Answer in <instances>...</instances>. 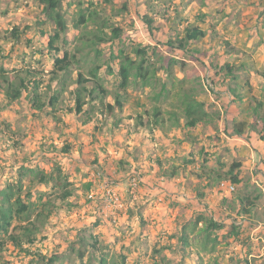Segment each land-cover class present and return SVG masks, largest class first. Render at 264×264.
I'll return each mask as SVG.
<instances>
[{"label": "trees", "instance_id": "obj_1", "mask_svg": "<svg viewBox=\"0 0 264 264\" xmlns=\"http://www.w3.org/2000/svg\"><path fill=\"white\" fill-rule=\"evenodd\" d=\"M105 2L109 3V0ZM38 3L52 28L45 50L53 63V69L46 74L45 71L32 67L10 71L0 65V91L6 99V103H0V111L10 108L16 102L26 101L31 109L37 112L44 113L49 108L47 114L57 123L63 122L58 112H64L63 114H73L83 124H88L92 120L101 122V119L114 117L117 112L124 110L125 105L132 98L131 95L148 89L150 95H147V102L141 103V98L138 102L143 106V112L137 116H129V118L134 117L139 126H144L146 119L145 126L150 130L166 127L194 129L200 125H214L220 120L221 114L213 111L205 100L199 98L204 83L197 77L192 81L186 78L179 79L176 73L177 68L185 71L187 60L194 56L196 51V48L192 47L193 44L206 36V32L198 24L191 23L185 27L174 24L172 26L174 33L170 32L169 39L162 43L171 51H180L182 58H179L164 54L161 43L151 45L127 43L123 38L122 27L112 23L111 19L103 18L104 14L100 9L96 7L91 9L94 6L92 2L89 3L88 8L86 7L87 9L80 11L78 18L73 20V27L78 31V35L70 39L63 0H38ZM142 20L152 33L153 17L145 15ZM42 34L45 35L44 31ZM174 35L175 38L172 37ZM9 40L15 43L22 42L18 27L13 29ZM105 44L108 45V53L105 52L107 48L102 47ZM24 48H27L24 52L29 54L28 58L33 61L36 56L35 47L28 40ZM225 70L226 67H219L215 75H223ZM230 70L231 67H227V74ZM101 71L104 73L102 74ZM47 75L48 79H45ZM259 75L264 79V69ZM208 85L213 92L214 83L210 81ZM169 107L171 108L168 109ZM262 110L264 105L261 102L253 110V122L264 126V115L260 116ZM121 122L116 118L113 123L118 126ZM248 124L245 119L234 120L232 134L243 136ZM251 125L254 129V124ZM1 135H5L3 128L0 129ZM6 136L8 141L5 143L6 147L12 148L18 144V141ZM41 149L44 157H48L47 161L53 165L50 170L27 160L30 163L27 166L22 164L15 180L0 189V255L8 246H12L17 254L32 257L29 264H55L57 255L47 256L38 249L39 235L43 233L46 222L57 208L56 199L66 203L69 212L81 207V204L70 201L74 193L79 190L73 187L70 175L63 170L61 163L48 156L68 154L71 147L64 145L60 148L48 141L41 145ZM220 165L224 166V163ZM240 167V162H232L227 171H221L215 182L222 193L228 192L226 188L221 187L223 179L234 186L235 189L228 193L237 196L240 201L238 216L248 215L253 220H259L262 218L256 204L259 196L251 198L246 194V186L239 189L237 187L243 182L239 174ZM134 171L131 177L138 175L142 178L141 173H137V169ZM171 174L174 175L175 172ZM25 179L28 180V185H25ZM99 182L97 180V183ZM97 183L96 186L88 181L83 184L85 193L82 196H86L88 202H91L88 195L91 190L96 189ZM40 184L51 186L57 198L52 199V195L46 192H37V198L34 200V189ZM142 184L141 180L139 186ZM127 194L133 198L130 191ZM234 218L238 221V218ZM224 229H227L225 223L215 220L210 215L199 213L193 220L182 225L178 237L180 250L186 254L187 249L196 246L199 259L202 260V252L213 254L217 251L220 244L218 233ZM241 229L240 225L232 223L227 237L238 240ZM192 234L195 235L196 244L191 240ZM76 243L84 246L92 255L98 254L102 248L94 233H91L89 238L79 236ZM71 246L73 251L78 252V258L83 260L85 251L75 249L74 243H71ZM0 264H3L1 260ZM98 264H109L108 258L102 255L98 258Z\"/></svg>", "mask_w": 264, "mask_h": 264}, {"label": "crops", "instance_id": "obj_2", "mask_svg": "<svg viewBox=\"0 0 264 264\" xmlns=\"http://www.w3.org/2000/svg\"><path fill=\"white\" fill-rule=\"evenodd\" d=\"M164 1L169 2V0H156L155 2ZM178 2L180 3V13H175L177 15L170 16L168 20L161 17L167 22L168 29H164V25H159V33L157 30L156 33L160 34L163 30L170 33L173 32L174 24L185 27L191 23L198 24L206 32L207 44L205 45L202 39L194 43L192 47L196 48L195 56L202 54L206 57L205 64H209L208 72L213 70L210 80L214 83V97H209V99L215 100V104H217L215 109L220 110L222 117L214 125H200L194 129L178 128L167 134V131L160 128L150 130L145 125L139 126L134 117L128 118L127 116L130 115L126 114L124 121H128L126 123L128 125H124L123 122L121 124L128 127L130 131L127 132V135L122 133L119 135L112 133V130L107 133L103 128L97 127V121L92 120L88 124H83L73 114L65 115L64 112H58L60 114L58 116L62 117L63 122L57 123L52 116L47 114L50 111L49 108L45 110V113L37 112L32 110L26 101L16 102L10 108L0 111V117H4L3 124L6 125L5 127L11 135L8 136L13 141L20 140L26 145L24 148L20 145V148L29 150L31 145V149L35 147V149L41 150V145L44 142H53V138H56L57 141L54 144L57 147L61 148L64 145L71 147L68 154L55 155L56 158L53 154L48 155L49 158L58 160L62 168L64 162H68L67 168L76 166L80 173L79 179L83 177L84 181L91 182L96 186L94 167L101 164L103 169H107V174L119 180L118 190L121 198L125 201L124 207L114 212H108L104 209H97L96 204L84 200L80 201L81 207L76 209L83 220L80 225L86 226L87 224L85 228L91 226L95 229L93 233L98 237L100 243L109 248H113L116 241L130 244L138 243L141 238L140 241L143 242L149 235L150 227L160 226L164 232L169 220L178 219L177 213L171 214L165 206L157 214H153L152 209L147 210L148 206L145 205H152L151 202L149 203L150 199L157 203L164 201L167 197H181V199L195 197V200L187 201L188 204H186L190 215L188 218L184 215L183 218H186L187 222L191 220L193 212L197 210V215L199 213L210 215L215 220L225 223L227 229L232 223L240 225L241 232L246 225L257 223L256 221H261L259 224L264 223V211H260L262 208L259 203L264 190L263 193L257 194L259 199L256 200L262 218L253 220L248 215L238 216L237 212L240 211L241 205L237 196L230 195L228 192H220L218 184L215 182L221 171H227L231 164L220 165L229 162L221 154H226L228 151L235 152L237 147L240 150L239 154L248 160H255L256 155H260L258 157L261 163L259 169L261 170L260 174L264 176V126L262 125L260 130H256L259 136V139H256L254 134L257 133L249 122L254 119L255 106L261 102L264 105V79L259 75L264 69V0H178ZM186 7L196 8L198 15L190 17L189 12L191 14L192 11H186ZM157 19L154 18L155 21ZM45 36L47 37L46 34L43 37ZM43 58L39 59L35 56L34 60L37 61H30L28 57L19 56L15 61L17 63L16 70L32 67L48 74L53 69V63L51 62L46 68L41 63ZM189 60L191 57L187 62H190ZM0 65L3 63L1 62ZM3 66L12 70V67L7 68L8 65ZM219 67H226L223 78V75H215ZM227 67H231L229 74H227ZM45 79H48V75L45 76ZM202 100L208 104L206 98ZM0 103H6L5 96L1 91ZM240 110L243 111L242 116H245V121H248L249 124L245 134L239 137L232 133L233 121L237 120L236 115ZM117 114L119 112L114 117L119 119ZM263 115L264 110L260 113V116ZM109 118L111 120V117L105 118V120L101 119L102 126L109 124ZM224 118L232 120V123L227 121L229 124H225ZM32 119L38 120L40 123L41 132L38 137H32L27 130L28 127L26 129L27 121L31 123ZM67 120H71L70 123ZM3 124L0 122V129L3 128ZM17 126H19L20 135L21 132L24 134L20 136L22 141L13 131ZM88 128L90 129L88 130ZM208 152V157H205V153ZM123 155L129 159H123ZM10 159L12 160V158ZM15 159V162L26 166L30 163L27 161L28 157L24 162L20 157L15 156ZM118 159L120 160L116 161ZM187 162L190 163L187 164ZM238 162H242L239 174L243 179L241 185L237 186L239 189L249 186L250 176L245 179L248 176V173L245 172L248 170L244 165L249 164L250 166L251 161L240 160ZM254 168L256 169V167ZM131 169L132 171L137 169L143 179L139 195L134 199L126 192L127 174ZM172 172L175 174L172 175ZM256 172L253 170L249 174L254 177ZM73 176L76 177V173H73ZM73 176L70 175L71 181ZM256 176L258 177V174ZM223 181L227 180L223 179ZM250 181L252 184H257L255 177ZM227 182L229 183V181ZM245 191L251 198H254L249 189H245ZM234 217L238 218V221ZM94 220V223H90ZM109 220H115L117 224L113 226ZM65 226L69 228L70 223L66 222ZM124 249L126 250L127 247L125 246Z\"/></svg>", "mask_w": 264, "mask_h": 264}, {"label": "rangeland", "instance_id": "obj_3", "mask_svg": "<svg viewBox=\"0 0 264 264\" xmlns=\"http://www.w3.org/2000/svg\"><path fill=\"white\" fill-rule=\"evenodd\" d=\"M154 1L109 0V3H107L105 2V0H63V10L69 24V38L73 39L74 36L78 35V31L73 27V20L78 18L80 11L82 9H87L90 6L89 3L92 2L94 3V6L91 9H94L95 7L100 9L101 11H103V18L111 19L112 23L118 24L120 25V27H122L123 38L127 43L135 42L142 45L161 43L160 46L164 54L167 53L169 55H175L179 58H182V53L180 51H171L169 47H166L164 44H162L166 42L167 39H169V33H167L166 30H163L160 34H158L159 25H164V29L167 28V22L164 20H168L170 16L175 17L177 15H175V13H180V3L178 2V0H169V2L164 1L157 3ZM38 4V0H0V60L3 65H8L7 68L12 67V71L17 67V63H15V61L18 60L19 56H29V54L24 52L27 49H25L24 47L26 45V41L28 40L31 42V45L35 47L36 57H39V59L44 57L43 60H41V63L45 65L46 68L52 62L51 59L47 56L45 50V47L47 45L46 43H48V38L52 28L51 25L46 21L42 7ZM185 9L186 11H192L191 14L189 12V16L192 18L198 15L197 9L194 7H186ZM113 10L115 11L113 12ZM145 15H148L149 17L151 16L153 17V19L158 18L157 21L154 20L152 33H150V29L142 20V17ZM156 15L160 17H157ZM161 17H163L164 20ZM9 19H11V21H8ZM15 27H18L19 34L22 35L21 43H15L9 40L11 39V33ZM156 30L158 33H156ZM42 31H44V34H46L47 37H43L44 35L42 34ZM172 37L175 38V35ZM207 39L208 38L206 37L203 39L205 45L207 44ZM117 43L115 49L116 51L118 50ZM107 46L108 45L105 44L102 47H104L105 49V47L107 48ZM105 52H109L108 48L105 49ZM18 54L19 56H17ZM205 58L206 57L202 56V54L198 56H192L191 60H189L190 62H187L185 71H180V69L177 68L176 73L179 79L186 78L191 79L192 81L197 77L200 82L204 83V88L199 98L201 100L206 98L212 110L218 111L221 114L220 110L215 109L217 108L215 100L209 99V97H214V93L211 91L209 87L210 85H208V82L211 81L210 75L213 70L211 72H208L209 64H205ZM101 72L102 74L104 73V71ZM149 93L150 91L147 89L145 92H140L138 94L134 93L133 95H131L132 98H130V100L127 102L124 110L117 114V117H119V119H121V121L125 123L124 125H126V123L128 122L124 121L126 114L137 116L139 113L143 112V106H140L138 104V102L140 101L139 98H141V103H145L147 102V95H150ZM170 108L171 107H169L168 109ZM237 113L238 114L236 115V119L238 121H242L245 119V116H242L243 111L240 110ZM127 117L129 118V116ZM3 119L4 117H0V122H2V124L4 121ZM115 119L116 117H111V120L109 118V124L105 126H102L100 122H97V127L103 128V130H106L107 133L109 132V130H112V133H118L119 135H121L122 133L127 135V132L130 131L129 128L122 126V122L118 126L113 125ZM77 120L80 121L78 118ZM31 121V123L30 121H27L28 125H26V129L28 127L27 130L29 134L32 135V137H38L41 132L40 123L35 119H32ZM70 121L71 120H67L68 123H70ZM146 121L147 120L145 119V125H147ZM227 121L232 123V120H226V118H224L225 124H229ZM253 121L254 120L252 119L249 122L251 124H254L253 126L255 132L257 133H253L254 137L256 139H259L258 131L256 130H260L261 124L254 123ZM110 124H112V126H110ZM5 126L6 125L3 124L5 135L0 136V189H2L7 183L14 181L18 176V172L22 167V164L15 162V156L20 157L22 161L26 160V157H28V160L30 162L34 164L37 163L42 168H45L47 170H50L53 166L51 162L47 161L48 157H44L42 149L37 150L34 147L33 150L31 149V145L29 147V150H27L26 148L23 149L24 147H26V145L23 142H20V140H17L20 144L16 145L15 147H6L5 143L8 142L6 140V135H10V133ZM89 129L90 128H88V130ZM162 130L167 131L166 133L169 134L174 132L173 130L177 129H169L168 127H166ZM13 131L18 138H21L20 136L24 135L22 132L20 135L19 126H17ZM49 135L51 136V134ZM56 141V138H53V143ZM20 145H22L23 148H20ZM239 151L240 150L237 147V150L235 152L228 151L226 152V154L222 153L221 156L229 160V162L224 163V165L240 160L244 162L251 161L250 166L249 164L244 165L248 170L245 172L248 173V176H246L245 179L250 176L248 180L249 186H247L246 189H249L252 197H255L258 193H263L262 191L264 190V176L260 174L261 170L259 169L261 163L259 162L258 157L260 155L257 154L255 160H248L242 157V155L239 154ZM208 154L209 152L205 153L204 156L208 157ZM122 157H124L123 159H129V157H125V155H123ZM10 158H12V160ZM119 160L120 159L116 161ZM64 163L65 164L63 170L66 173H69V175L72 176L73 173H76V177L73 176L72 181L70 177V181L73 182V187L79 190L74 193V196L70 199V201L73 203H77L80 201L82 202L84 200L86 201L87 197L82 196V194L85 193L83 190V184L86 181L83 180V177L79 179L80 173L77 171L76 166L67 168L68 162ZM253 167H256V169H253ZM253 170L257 171L254 176L257 184L250 183V180L254 177H252L249 173L253 172ZM94 171L95 175H98V172H103L105 178H109L114 181V191L120 199L118 206L114 204H105L103 209L108 212H114L115 210H119L120 208L124 207L125 201H123V199L121 198L120 191L118 190L119 180L107 174V169H103L101 167V164L95 166ZM133 172L135 171H132V169L128 171L127 179L131 177L132 174H134ZM137 173H139V171H137ZM256 174H258V177L256 176ZM141 180L143 181L142 178H140V182ZM129 182L130 180H127L126 192L131 191ZM25 185H28L27 179H25ZM141 186L138 185V189L136 190L135 195H133V199L135 198V196L139 195L138 192L140 191ZM37 192H46L49 195H52V199L57 198L55 190L48 185H36L34 189V200H36L37 198ZM101 194L102 192L99 191L98 195L101 196ZM79 195L81 197H79ZM100 196L96 198V201H99V199H101ZM171 198L167 197L164 201H160L161 203H156L155 201L150 199L149 203L151 202L150 204L152 205H145L148 206L147 210L152 209L151 212L153 214H157L158 212H160L163 206H165L171 214L174 215L177 213L178 219L169 220L167 229L164 230V232L162 231V228L160 226L150 227L148 229L149 235H145L147 237L145 241H140L141 238H139L138 243L132 242L130 244H127L128 242L123 243L121 241H116L113 245V248H109L101 244L100 247L102 248H100L99 253L96 255L90 254L84 246L76 243L79 236L82 235L86 238H89L90 234L93 233V231L95 232V229H93L91 226L89 228H85L87 227V224L86 226H84V224L80 225L81 221H83L81 219L82 217H80V213L76 212V209L69 212L68 205L56 199L55 205L57 208L55 209L51 218L46 222L43 233L39 235V242H37L38 249H40L43 254H47V256H52L53 254L57 255L55 264H98V258L102 255L108 258L109 264H123V257H125V264H264V223L259 224L261 221H256L257 223H252V225L249 224V226L246 225L239 235L238 240L233 237H227L228 231L230 230L229 226L228 229L219 231L218 236L220 238V244L217 247V251L213 254L202 252V260L199 259L200 255L197 252L198 248L196 246H192L191 249H187L185 254L184 251L180 250L181 246L179 245L178 237L182 225L184 223H187V219L183 218L184 215L187 218L190 215L189 210L186 208V204H188L187 201L195 200V197H185V199H181V197ZM96 201H91V203L95 204ZM259 203L262 208L260 211H264V193ZM97 209L101 208L97 207ZM196 215L197 210L193 212L191 220H193ZM66 222L70 223L69 228L65 226ZM94 222L95 220L90 223ZM109 222L113 226L117 224V221L112 222V220H109ZM194 238L195 235L192 234L191 240L196 244L197 242ZM71 243H74L75 249H77L78 251H85L83 260H80L78 258L77 251H73L71 249ZM125 246L127 247L126 250L124 249ZM138 259L140 260L138 261ZM0 260L3 264H29L32 261V257L26 256L25 254H17V251L14 250V247L8 246L7 250H5L3 254L0 255Z\"/></svg>", "mask_w": 264, "mask_h": 264}, {"label": "built area", "instance_id": "obj_4", "mask_svg": "<svg viewBox=\"0 0 264 264\" xmlns=\"http://www.w3.org/2000/svg\"><path fill=\"white\" fill-rule=\"evenodd\" d=\"M96 179L100 182L97 183V188L90 191L88 198L91 199V201L95 202L98 196V192L101 191L102 194L100 196L101 199L99 201H96V207L101 208L103 210L104 205H117L120 202L119 197L116 195L114 191V181L109 178H105V175L103 172H98V175H96ZM140 183V178L138 175H134L130 179V189L131 194L135 195L136 190L138 189V185ZM222 188H226L228 192L233 191L235 188L232 184L223 181L221 183ZM114 222H116L114 220Z\"/></svg>", "mask_w": 264, "mask_h": 264}]
</instances>
